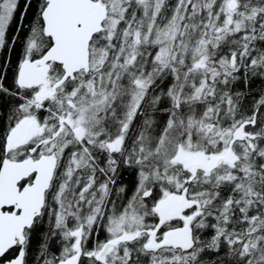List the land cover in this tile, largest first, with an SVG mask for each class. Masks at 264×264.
I'll return each mask as SVG.
<instances>
[{
	"label": "snow or ice",
	"instance_id": "snow-or-ice-1",
	"mask_svg": "<svg viewBox=\"0 0 264 264\" xmlns=\"http://www.w3.org/2000/svg\"><path fill=\"white\" fill-rule=\"evenodd\" d=\"M0 57V264H264V0H0Z\"/></svg>",
	"mask_w": 264,
	"mask_h": 264
},
{
	"label": "trees",
	"instance_id": "trees-1",
	"mask_svg": "<svg viewBox=\"0 0 264 264\" xmlns=\"http://www.w3.org/2000/svg\"><path fill=\"white\" fill-rule=\"evenodd\" d=\"M17 15H19V13ZM15 28H16V24L14 22L13 25H12V29L10 30V34H11V32H14L15 31ZM11 59L13 61L12 68L14 69V67H15V63L14 62L16 60V56L15 55H12ZM0 62H2V57H0ZM13 75H14V72L12 70H9V72H8V83L9 84L12 81ZM101 235H103V234H101Z\"/></svg>",
	"mask_w": 264,
	"mask_h": 264
}]
</instances>
